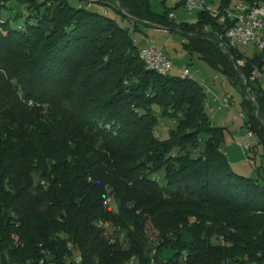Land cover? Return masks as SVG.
Wrapping results in <instances>:
<instances>
[{
	"label": "trees",
	"instance_id": "obj_1",
	"mask_svg": "<svg viewBox=\"0 0 264 264\" xmlns=\"http://www.w3.org/2000/svg\"><path fill=\"white\" fill-rule=\"evenodd\" d=\"M79 1L0 0V264H264V164L233 168L203 82L148 68L135 32H183L240 90L264 157L262 55L227 46L206 10ZM160 117L176 122L165 136Z\"/></svg>",
	"mask_w": 264,
	"mask_h": 264
},
{
	"label": "rangeland",
	"instance_id": "obj_2",
	"mask_svg": "<svg viewBox=\"0 0 264 264\" xmlns=\"http://www.w3.org/2000/svg\"><path fill=\"white\" fill-rule=\"evenodd\" d=\"M179 0H151L154 8L157 11H162L164 6H173L175 19L193 21L197 17L198 11L189 12L182 3H176ZM212 5H216L218 0H206ZM173 17V18H174ZM141 31H136L135 36L140 43H147L153 39L155 43L162 46L164 50L173 58L176 65L172 68L171 73H181L185 68H189L191 75L203 82L207 91V98L212 100V97L218 95L223 97L227 92L232 94L231 102L228 105L218 108L215 112H210L214 115L213 120L217 125L225 126V138L222 142V148L227 152L233 168L242 174L255 176L257 170L255 165L264 164V157L261 154L262 148L257 143V136L253 134L249 136L246 131L245 120L246 115H242L241 92L235 85H232L226 77L211 67L204 59L200 58L196 53H189L183 49V41L186 39L183 32L169 27L159 25H144L140 24ZM143 31V32H142ZM147 34V35H146ZM147 40V41H146ZM247 54H252L253 46H240ZM264 86V82H262ZM248 90V89H247ZM248 96V95H247ZM206 98V101H207ZM237 116V118L235 117ZM175 120L168 117H160V123L157 128V134L161 136L167 135L169 129L175 125ZM249 140L252 145H256V153L249 149L243 148V143ZM200 150V149H199ZM252 153V162H249L247 154ZM148 234L151 239L158 238V231L148 223Z\"/></svg>",
	"mask_w": 264,
	"mask_h": 264
},
{
	"label": "built area",
	"instance_id": "obj_3",
	"mask_svg": "<svg viewBox=\"0 0 264 264\" xmlns=\"http://www.w3.org/2000/svg\"><path fill=\"white\" fill-rule=\"evenodd\" d=\"M94 0L79 1L78 4L91 6ZM186 10L192 9L194 6L210 7L215 12H224L225 14L238 13V20H232L231 22L221 23L224 28L225 35H230L234 38L239 46H253V52L261 54V61L255 63L252 67L250 79L253 81L264 82V79L260 78V70H264V0H241V5H232V0H218L216 5L208 3L206 0H186L183 4ZM106 11V9H104ZM169 13H174L170 11ZM144 56L146 57L147 64H160L171 72L175 63L172 57L164 50L162 46H159L151 39L147 44L141 46ZM247 61H244V56L240 60H236V67L244 66ZM182 72L191 73L189 68H185ZM248 81V79L246 78ZM232 94L227 92L223 97L215 95L210 100L209 111L215 112L218 108H222L225 105L230 104ZM244 115V112L241 113ZM213 117L214 115L211 114ZM237 118V116H235ZM246 131L249 136L253 135V131L246 127ZM251 142L246 140L243 143L245 150L251 147ZM109 223V222H108ZM75 260H81V255L76 254ZM126 264H158L155 257H152L146 261L141 260L139 257L135 259H127Z\"/></svg>",
	"mask_w": 264,
	"mask_h": 264
},
{
	"label": "bare ground",
	"instance_id": "obj_4",
	"mask_svg": "<svg viewBox=\"0 0 264 264\" xmlns=\"http://www.w3.org/2000/svg\"><path fill=\"white\" fill-rule=\"evenodd\" d=\"M182 4L186 3V0H182ZM79 6H83L82 4H78ZM232 5H241V0H232ZM87 6V5H86ZM199 10H206L208 11V13L214 17V10L210 7H204V6H194L192 7V9H188L189 12L192 11H199ZM175 13H169V17H174ZM217 22L219 23H225V22H231L232 20H238V13H231V14H225L224 12H215V17H214ZM226 37V44L227 46H232L234 48H240V46L234 42V38L230 37V35H225ZM224 46V45H223ZM224 48L227 50V48L224 46ZM140 55L142 57V59L144 60V62L146 63V57L144 56V53L142 51V48L140 47ZM241 57H239L237 60H240ZM244 61H246V58L244 57ZM147 67L150 69H153L161 74H167L170 73L169 71L166 70L165 67H163V65L160 64H147ZM181 75L185 76V75H191V73L189 72H181ZM260 78L264 79V70H260ZM206 91L209 92V89H206ZM207 107H210V100L207 98L206 101ZM107 224V223H105ZM137 258L136 256H132L129 259H135ZM121 264H126V261H124Z\"/></svg>",
	"mask_w": 264,
	"mask_h": 264
},
{
	"label": "water",
	"instance_id": "obj_5",
	"mask_svg": "<svg viewBox=\"0 0 264 264\" xmlns=\"http://www.w3.org/2000/svg\"><path fill=\"white\" fill-rule=\"evenodd\" d=\"M244 77V76H243ZM244 80H245V83L247 84V89L249 90L250 89V85L248 83V81L246 80V78L244 77ZM252 99L254 100V102L257 104V101L255 100L254 96H252ZM259 112V110L257 111ZM264 122V121H263Z\"/></svg>",
	"mask_w": 264,
	"mask_h": 264
},
{
	"label": "crops",
	"instance_id": "obj_6",
	"mask_svg": "<svg viewBox=\"0 0 264 264\" xmlns=\"http://www.w3.org/2000/svg\"><path fill=\"white\" fill-rule=\"evenodd\" d=\"M149 41H147V43H148ZM147 43H145V44H147ZM173 59V58H172ZM174 61V60H173ZM175 63V62H174ZM175 65H176V63H175Z\"/></svg>",
	"mask_w": 264,
	"mask_h": 264
}]
</instances>
